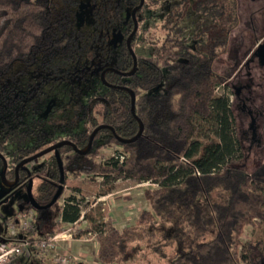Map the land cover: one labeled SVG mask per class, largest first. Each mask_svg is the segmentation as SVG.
<instances>
[{"label": "trees", "instance_id": "obj_1", "mask_svg": "<svg viewBox=\"0 0 264 264\" xmlns=\"http://www.w3.org/2000/svg\"><path fill=\"white\" fill-rule=\"evenodd\" d=\"M141 0H0V154L8 180L16 165L60 142L65 145L20 168V182L32 178V195L48 205L69 175L106 184L124 177L150 183L148 207L122 229L111 215L91 210L86 231L96 234L98 260L130 264H264V158L252 171L244 154L230 100L218 91L228 77L215 61L228 49L239 25L238 0H145L136 12L131 47L144 42L148 55L133 56L127 38L129 14ZM82 3L86 4L83 11ZM194 29L190 32V29ZM124 39L109 45L112 32ZM164 84V92L150 94ZM68 113L42 117V103L56 89ZM135 93V114L131 94ZM115 148L112 156L102 152ZM3 161L0 157V171ZM64 181L62 184V178ZM80 191L79 187H76ZM116 189L107 184L106 195ZM34 211L37 233L49 238L79 220L74 195ZM83 199V198H82ZM248 228L250 239H244ZM83 264V263H78Z\"/></svg>", "mask_w": 264, "mask_h": 264}, {"label": "rangeland", "instance_id": "obj_2", "mask_svg": "<svg viewBox=\"0 0 264 264\" xmlns=\"http://www.w3.org/2000/svg\"><path fill=\"white\" fill-rule=\"evenodd\" d=\"M84 1L86 0H82V2ZM82 9L85 11V3H82ZM129 14H132V9ZM193 30L194 29L191 28L190 32ZM123 39L124 36L122 30H116L110 35L109 45L111 47H117L122 43ZM133 51L135 54L148 55L150 48L144 42L138 41L134 46ZM224 58L225 57L216 63V69L218 71H227L230 67V64L226 63L227 60ZM163 92L164 84H160L149 91L150 94ZM226 92L228 91L223 88H220L218 91L219 94H225ZM66 99L64 93H60L57 88L53 89L49 98L42 103L43 109L40 112V115L42 117H49L55 114L56 117H60V114L57 113L56 110L68 113V103ZM116 148L117 147L114 149L105 147L102 149V152L106 154V156H112ZM256 151L255 147L245 144L247 159L243 164V168L247 171H252L262 161H260L262 153L260 152V154H256ZM68 179L63 196L60 199L61 204L64 203V200L68 196L74 195L78 198L77 202L80 204L82 211L88 212V210L90 211V208L92 210L94 209L96 214L102 215V219H105L107 215H111L114 224L120 229L133 224L138 218L140 212L148 207V201L145 197L144 189L150 186V183L121 177L115 182L109 181L107 184H114L116 189L113 192L102 196L99 194L105 192L107 184L103 182L101 178H98L94 182H90L83 178L76 179L72 175H69ZM76 187H79L80 191H78ZM101 196L104 197L103 204L92 208L91 204L96 201V198ZM25 200L26 194L22 189H18L11 193L10 188H8L0 178V240L9 237L8 225L16 213L22 209L24 204L23 201ZM103 208H105V211H103ZM87 228V224L85 225L81 223L80 229H77V234L74 236V239L69 238L66 241H58L59 246L56 253L58 255L71 256L72 258L76 257L78 260L77 262L83 264H104L100 262L97 257V239L88 235V232H86ZM74 230L75 229H73V231ZM251 235L252 229L248 228L244 239H250ZM55 256L56 255L50 252L47 258L49 260L52 257L50 260L53 261V257ZM133 259V261L130 260V264H145V259L143 257L141 258L137 256ZM43 260L44 259L38 258L37 256L33 259H25V256H21V258L18 257L8 264H42V262H44ZM53 264H56L55 261H53Z\"/></svg>", "mask_w": 264, "mask_h": 264}, {"label": "flooded vegetation", "instance_id": "obj_3", "mask_svg": "<svg viewBox=\"0 0 264 264\" xmlns=\"http://www.w3.org/2000/svg\"><path fill=\"white\" fill-rule=\"evenodd\" d=\"M238 16L239 25L229 34L227 52L215 61L214 68L228 77L227 84L222 88L228 91L225 94L230 100L236 119L238 139L244 154L243 162L247 159L245 144L255 147L256 154L262 153L261 161L264 158V0H238ZM223 57L226 58V63H229L230 67L227 71H218L216 63ZM26 164L28 163L21 165L18 169V182L11 187L5 185L10 188L11 193L22 189L26 194V200L23 203L31 204L29 188L32 185V192L33 180L30 178L28 181L20 182L19 175L20 168ZM32 166H34L33 163L26 167ZM1 176L2 171H0L2 180ZM16 176L15 169V179L8 180L6 177L7 184H13ZM63 181L64 177L62 184ZM61 189L64 192L62 186Z\"/></svg>", "mask_w": 264, "mask_h": 264}, {"label": "built area", "instance_id": "obj_4", "mask_svg": "<svg viewBox=\"0 0 264 264\" xmlns=\"http://www.w3.org/2000/svg\"><path fill=\"white\" fill-rule=\"evenodd\" d=\"M103 199L104 197L102 196L96 198V201L91 204L92 208L103 204ZM90 211L88 210V212ZM103 211H105V208H103ZM88 212L82 211L78 221L73 225L64 224L61 232L49 238L40 236L37 233L33 210L19 212L11 219L8 225L9 237L0 240V264H8L21 256L27 258H36L37 256L38 258L45 259L50 252L56 255L54 257L56 264H78L79 262H77L76 257L72 258L71 256L58 255L56 253L59 246L58 241H66L69 238L74 239L77 229H80L81 223L87 224L89 227L85 218ZM73 229L75 230L73 231ZM88 235L96 238V234L91 231H88Z\"/></svg>", "mask_w": 264, "mask_h": 264}, {"label": "water", "instance_id": "obj_5", "mask_svg": "<svg viewBox=\"0 0 264 264\" xmlns=\"http://www.w3.org/2000/svg\"><path fill=\"white\" fill-rule=\"evenodd\" d=\"M144 3H145V0H141V1H140V4H139L138 6H136L135 8H133V10H132V14H131V15H132V18H133V20H134V29H133V31L131 32V34H130V35L128 36V38H127V47L129 48V50H130V52H131V54H132V56H133L134 67H133V69H132L130 72H120V71H118V70H116V69H114V68H107V69H105V70L102 72V74H101V79H102V82H103L106 86H109V87H116V86H113V85L108 84V83L105 81L104 76H105V73H106L107 71L114 70V71H117L118 73H120V74L123 75V76H131V75H133V74L136 72V70H137V57H136V54L134 53V51H133V49H132V47H131V40H132L134 34H135V33L137 32V30H138V22H137V20H136V12H137L139 9H141V8L143 7ZM126 90L131 94V100H132V102H131V111H132V114L137 118V120H138V122H139V126H140V128H139V132H138V134H137L134 138H132V139L125 140V139H120V138H119L118 140H119L121 143H131V142L136 141V140L142 135V133H143V131H144V125H143L142 121H141V120L136 116V114H135V100H136L135 93H134L132 90L128 89V88H126ZM103 127H106V126H104V125L99 126V127H97V128L92 132V134H91V136H90L89 144H88V146H87L86 149L79 150V149L76 148V146H75L72 142L67 141V140H64V141H60V142H58V143H56V144H54V145H52V146H50V147H48V148L42 150L41 152H39V153H37V154H35V155L31 156V157H28V158L22 160V161L16 166V175H17V176H16V181H15L13 184H7V180H6V172H7V169H8V162H7V160L5 159V157H4L2 154H0V157L3 159V162H4L3 170H2V176H1V177H2V180H3V182H4V184H6L7 186L11 187V185H15V184L18 182V169H19V167H20L21 165H23V164H25V163L32 162V161H34V160H36V159H38V158H40V157H42V156H44V155H46V154H49V153L52 152V151L58 150L59 148L65 146V145H70V146H72L73 148H75L76 152H78L79 154H82V155H83V154H86V153L91 149V147H92V144H93V140H94V138H95V135H96V134L98 133V131H99L100 129H102ZM31 187H32V185H31L30 188H29V196H30V200H31V205L33 206L34 209H37V210H38V209H46V208H49L50 206H52L55 202H57V200L59 199V197H60V195H61V192H62V189L59 188V190H58V192L56 193V195L54 196L53 200H52L48 205L43 206V207H40V206H38V205L35 203V201H34L33 198H32Z\"/></svg>", "mask_w": 264, "mask_h": 264}, {"label": "crops", "instance_id": "obj_6", "mask_svg": "<svg viewBox=\"0 0 264 264\" xmlns=\"http://www.w3.org/2000/svg\"><path fill=\"white\" fill-rule=\"evenodd\" d=\"M21 258V257H20ZM34 257H31V258H27V257H25V259H33ZM52 258V257H51ZM50 258V259H51ZM54 258V257H53ZM48 260V258L46 257L43 261L44 262H42V264H53V261H55V259H53V261L52 260ZM55 263H56V261H55Z\"/></svg>", "mask_w": 264, "mask_h": 264}]
</instances>
